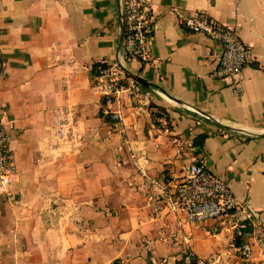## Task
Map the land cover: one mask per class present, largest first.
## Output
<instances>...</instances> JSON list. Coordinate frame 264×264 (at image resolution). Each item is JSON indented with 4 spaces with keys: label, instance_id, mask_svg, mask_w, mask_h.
I'll use <instances>...</instances> for the list:
<instances>
[{
    "label": "crops",
    "instance_id": "crops-1",
    "mask_svg": "<svg viewBox=\"0 0 264 264\" xmlns=\"http://www.w3.org/2000/svg\"><path fill=\"white\" fill-rule=\"evenodd\" d=\"M120 10L118 0H0V119L18 168L0 198V264H262L238 253L248 230L235 218L189 225L169 200L195 159L264 221V134L225 129L264 133V0H152L149 60L123 63L152 87L122 97L115 125L101 117L93 72L120 60ZM199 11L251 51L236 77L210 76L219 45L182 25ZM150 105L172 130L152 124ZM59 107L88 144L58 142Z\"/></svg>",
    "mask_w": 264,
    "mask_h": 264
},
{
    "label": "built area",
    "instance_id": "built-area-1",
    "mask_svg": "<svg viewBox=\"0 0 264 264\" xmlns=\"http://www.w3.org/2000/svg\"><path fill=\"white\" fill-rule=\"evenodd\" d=\"M124 18L123 57L146 63L149 60L147 44L155 27L152 0H122ZM183 27L191 33L201 34L217 43L221 54L211 73L215 79L236 77L251 62L252 54L236 31L220 23L204 11L185 16ZM54 60V59H52ZM93 80L99 88L104 107L101 117L115 125L122 120L121 100L140 97L142 87L127 79L116 64H97ZM113 107V108H110ZM157 122L165 126L164 118ZM77 116L70 107H59L54 112V130L58 142L69 146L88 144L86 132L77 130ZM18 177L13 151L8 146V136L0 119V198H11V187ZM173 211L185 215V223L200 224L209 220L235 218L248 230V240L237 251L242 258L254 253L264 264V221L255 217L246 202L238 199L228 183L207 170L197 160L187 167L183 180L176 186L169 200ZM193 264H210L196 260Z\"/></svg>",
    "mask_w": 264,
    "mask_h": 264
},
{
    "label": "water",
    "instance_id": "water-1",
    "mask_svg": "<svg viewBox=\"0 0 264 264\" xmlns=\"http://www.w3.org/2000/svg\"><path fill=\"white\" fill-rule=\"evenodd\" d=\"M118 2L121 4V10H120L121 12H120V16H119L120 33H119V42H118V56H119L120 60L118 61L117 66L123 72V74L125 76H127L128 78H130L134 83L139 84L140 86L145 87V88L152 87V84L148 83L147 81H145L141 77L133 75L123 65V63H124V57H123L124 18H123V10H122V0H118ZM0 71H1V59H0ZM200 114L203 117H205V118L213 121L215 124H217V122L215 120L211 119L208 115H205L203 113H200ZM225 129L229 130V131H237V132L245 133V134L252 136V137L260 136V135L264 134V133H249V132L241 130V129H232V128H228V127H225Z\"/></svg>",
    "mask_w": 264,
    "mask_h": 264
},
{
    "label": "trees",
    "instance_id": "trees-1",
    "mask_svg": "<svg viewBox=\"0 0 264 264\" xmlns=\"http://www.w3.org/2000/svg\"><path fill=\"white\" fill-rule=\"evenodd\" d=\"M103 107H104V103H102V109H103ZM101 111H100V113H101ZM149 116L151 118L152 124L155 127H158V128L160 127V124L157 122V119L158 118H164L165 127L162 128V129L163 130L166 129L168 131L172 130L171 119L168 116V114L166 113L165 109H163L161 107L154 106V105H150L149 106ZM205 138H206V135H199V136L195 137L193 139V141H192V145L194 147H197V148L201 149L203 144H204ZM194 261H195L194 259L191 260V262L189 264H193ZM179 264H185V263L184 262H180Z\"/></svg>",
    "mask_w": 264,
    "mask_h": 264
}]
</instances>
